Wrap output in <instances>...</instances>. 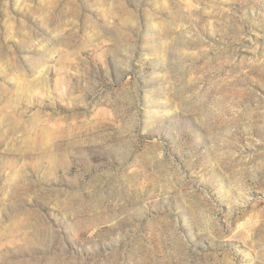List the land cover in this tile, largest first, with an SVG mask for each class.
Wrapping results in <instances>:
<instances>
[{"label":"rangeland","instance_id":"374dc122","mask_svg":"<svg viewBox=\"0 0 264 264\" xmlns=\"http://www.w3.org/2000/svg\"><path fill=\"white\" fill-rule=\"evenodd\" d=\"M0 264H264V0H0Z\"/></svg>","mask_w":264,"mask_h":264}]
</instances>
